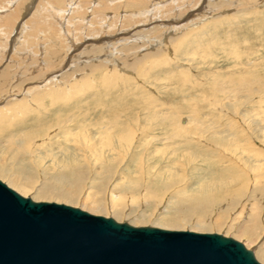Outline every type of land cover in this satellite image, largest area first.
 I'll use <instances>...</instances> for the list:
<instances>
[{
    "label": "rangeland",
    "instance_id": "obj_1",
    "mask_svg": "<svg viewBox=\"0 0 264 264\" xmlns=\"http://www.w3.org/2000/svg\"><path fill=\"white\" fill-rule=\"evenodd\" d=\"M134 1L129 10L149 15L123 18ZM141 1L0 0V181L135 227L222 234L255 256L247 237L264 243V0ZM117 30L127 40L105 60L98 37ZM66 165L83 175L69 187L74 201L40 195ZM207 188L212 203H195Z\"/></svg>",
    "mask_w": 264,
    "mask_h": 264
},
{
    "label": "water",
    "instance_id": "obj_2",
    "mask_svg": "<svg viewBox=\"0 0 264 264\" xmlns=\"http://www.w3.org/2000/svg\"><path fill=\"white\" fill-rule=\"evenodd\" d=\"M0 264H260L217 233L132 226L55 202H36L0 181Z\"/></svg>",
    "mask_w": 264,
    "mask_h": 264
},
{
    "label": "bare ground",
    "instance_id": "obj_3",
    "mask_svg": "<svg viewBox=\"0 0 264 264\" xmlns=\"http://www.w3.org/2000/svg\"><path fill=\"white\" fill-rule=\"evenodd\" d=\"M101 1V0H100ZM113 1V0H112ZM139 1V0H138ZM141 1V0H140ZM106 2V1H105ZM117 2H118V0H117ZM142 2V1H141ZM150 2V1H149ZM156 2V1H155ZM253 2H254V0H253ZM89 3V2H88ZM104 3V2H103ZM114 3V2H113ZM119 3V2H118ZM128 3V2H127ZM168 3V2H167ZM109 4H111V3H109ZM153 4H156V3H153ZM230 4V3H229ZM104 5V4H103ZM112 5V4H111ZM115 5V6H114ZM114 7L112 8L113 10H115V12H116V8H117V6H116V4L114 3ZM134 5H136V8H139V4H137L136 3V1H134V2H132V3H128V5H126L125 6V8H123V11H121L122 12V15H123V18L125 17L126 18V16H124V15H126V12H127V14L128 13H131V16L133 15V16H136V15H140V16H144V14H145V12L144 13H142V12H140L139 10H137L136 12H134V11H132V10H129L128 8L129 7H134ZM98 6H99V4H98ZM107 6V5H106ZM108 6H110V5H108ZM122 6V5H121ZM148 6V5H147ZM116 7V8H115ZM175 7V6H174ZM192 7V6H191ZM110 8V7H109ZM115 8V9H114ZM135 9V8H134ZM144 9V8H143ZM151 8H149L148 10H149V12L150 11H152L153 9H155V8H153L152 10H150ZM179 9V8H178ZM177 9V10H178ZM191 9H193V7L191 8ZM202 9V8H201ZM176 10V11H177ZM182 10V9H181ZM203 10V9H202ZM119 11V10H118ZM155 12H156V10H154ZM185 11H186V9H185ZM179 12V11H178ZM182 12V11H181ZM191 12V11H190ZM113 13V12H112ZM124 13V14H123ZM186 13H188V11H186ZM114 14V13H113ZM161 14H164V13H161ZM167 14V13H166ZM170 14H172V13H170ZM192 14H194V12L193 13H188V14H186V16H191ZM197 14V13H196ZM89 15V14H88ZM129 15V14H128ZM127 15V17H129ZM149 14L148 13H146L145 14V16H148ZM169 15V14H168ZM104 16V15H103ZM114 16H116V15H114ZM119 16V15H118ZM152 16V17H151ZM151 16H149V22L150 23H154V22H163L162 21V16L161 17H159V16H155V15H151ZM193 16V15H192ZM195 16V15H194ZM168 16H166V18H167ZM183 17V16H182ZM161 18V19H160ZM179 18H181V17H179ZM40 19H42V18H40ZM128 19V18H127ZM169 19V18H168ZM39 20V19H38ZM124 20V19H123ZM169 20H171V19H169ZM188 20H189V18H188ZM127 21V20H126ZM185 21V20H184ZM40 22V21H39ZM167 22V21H166ZM181 22V21H180ZM183 22V21H182ZM111 23V22H110ZM168 23H170L169 24V26L171 25V24H173V23H176L175 22V19H174V22L173 21H168L166 24H168ZM179 23V22H178ZM125 24H127V23H125ZM164 24V23H163ZM112 26H113V24H112ZM175 26H174V24L172 25V28H174ZM86 28V27H85ZM134 30V29H133ZM182 31V30H181ZM126 33L125 32H122V30H117L114 34H111L110 36L108 35L106 38L105 37H98V39L99 40H102L101 41V46L100 47H97V51H98V54L100 53V51H102V53H101V55H104V57H103V59L105 58V60H108V61H112V60H115V58L114 57H112V55L111 54H113V53H116L117 51H119V50H117V48L119 47V46H122V43H123V41H126L127 40V38L124 36ZM90 39H96V37H93V38H90ZM90 41H92V40H90ZM72 47V46H71ZM90 47V46H89ZM88 47V48H89ZM132 48V47H131ZM134 49V48H133ZM72 50H76V48L74 47ZM122 50V49H121ZM126 51V50H125ZM83 53V52H82ZM102 57V56H101ZM101 57H100V59H101ZM80 59V58H79ZM106 63V62H105ZM87 64V63H86ZM29 91V90H28ZM24 93H25V91H24ZM27 93V92H26ZM29 93V92H28ZM8 94V93H7ZM59 97V96H58ZM59 100V99H58ZM59 161V160H58ZM69 168H71V167H69V165H66L65 166V168H64V170L63 171H61L60 173H58L55 177H54V183H52L53 185H49V186H46V187H44L43 189H42V192L43 193H39L40 195L42 194L43 196H45L44 194H46V193H50L51 195H53L55 198H57V199H62V200H65L66 202H68V203H72V201H74V198H75V196H73V195H71V194H69L68 193V191H69V187L70 186H72V187H74V186H76V187H78V185H79V183L81 182V180H82V177H83V175H82V173H80L79 171H78V169H80V168H78V169H76V168H74V169H69ZM65 169H67V170H65ZM101 180H102V178H100ZM104 180V179H103ZM102 180V181H103ZM132 181V180H131ZM134 181V180H133ZM136 184H137V181L135 182ZM10 185H13V184H11V182H10ZM147 185V184H146ZM18 188H20V190H22V193H24V189L23 188H21V187H18ZM63 188H65V189H63ZM78 188H80V187H78ZM206 188V187H205ZM210 188H212V187H210ZM210 188H207V189H204L203 191H200V192H197V193H195L194 195H191V198H193L194 197V200H195V203H199V204H203L204 206H207V205H209V204H211L212 203V200H211V198H212V191H211V189ZM214 188V187H213ZM131 189H133V188H131ZM130 189V190H131ZM40 191V190H39ZM49 194V195H50ZM75 194V193H74ZM42 197V196H41ZM184 197H188V196H184ZM186 198H184L183 200H186ZM32 200L34 201V200H36V198H32ZM188 200V199H187ZM182 202H184V201H182ZM95 204V203H94ZM248 206V205H247ZM170 207V206H169ZM249 207V206H248ZM205 208V207H204ZM252 210H257L258 211V209H260V207H256V206H253V207H250ZM187 210V209H186ZM232 210V209H231ZM251 210V211H252ZM92 211H94V212H99L100 211V207L98 208V206L96 207V208H94V210H92ZM121 211H118L117 210V215L120 213ZM176 212V211H175ZM183 212V211H182ZM174 213V212H173ZM177 213V212H176ZM247 213V212H246ZM259 213V212H258ZM184 214V213H183ZM240 214H242V210L240 211ZM176 215V214H175ZM174 215V216H175ZM251 215V214H250ZM258 216H259V214H258ZM165 217V216H164ZM170 217V216H169ZM237 218H240V217H237ZM249 218V217H248ZM168 219V218H167ZM167 219H165V220H167ZM171 219H174L173 218V216H172V218ZM170 219V220H171ZM235 219V218H234ZM251 219H252V217H251ZM250 218H249V220H251ZM263 219V218H262ZM257 220H259V219H257ZM163 221H164V219H163ZM203 221V220H202ZM252 221V220H251ZM260 221V220H259ZM253 222V221H252ZM254 222L256 223L257 221L256 220H254ZM165 224H163L162 225V227H164V228H178L179 226L177 225V223H175V222H169V221H166V222H164ZM197 224L195 225V227H193V229H198V228H202V227H204V226H206L204 223H202V224H198V222H196ZM258 224V223H257ZM257 224H254V229H256V225ZM158 225V224H157ZM259 225V224H258ZM217 226V225H216ZM218 226H219V224H218ZM231 226V225H230ZM242 227V226H241ZM241 227H238V232L239 233H242V231H240V229H241ZM192 228V227H191ZM231 228H232V226H231ZM204 229H207V227L206 228H204ZM218 229V228H217ZM249 230V229H248ZM236 235V234H235ZM243 236V235H242ZM241 235L239 236V238H241L242 237ZM254 239V238H253ZM252 239V236H248L247 237V240L249 241V243H256V253H255V259L257 260V261H259L260 263H262V264H264V243L263 242H260V241H256V240H253ZM253 240V241H252Z\"/></svg>",
    "mask_w": 264,
    "mask_h": 264
}]
</instances>
